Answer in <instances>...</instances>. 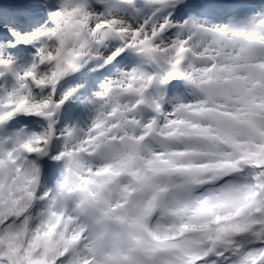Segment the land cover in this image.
Listing matches in <instances>:
<instances>
[{"label":"snow or ice","instance_id":"snow-or-ice-1","mask_svg":"<svg viewBox=\"0 0 264 264\" xmlns=\"http://www.w3.org/2000/svg\"><path fill=\"white\" fill-rule=\"evenodd\" d=\"M0 264H264V0H0Z\"/></svg>","mask_w":264,"mask_h":264}]
</instances>
